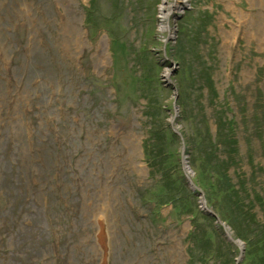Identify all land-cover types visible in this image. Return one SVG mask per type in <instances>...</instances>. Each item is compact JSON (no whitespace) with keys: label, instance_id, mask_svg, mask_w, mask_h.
I'll return each mask as SVG.
<instances>
[{"label":"rangeland","instance_id":"1","mask_svg":"<svg viewBox=\"0 0 264 264\" xmlns=\"http://www.w3.org/2000/svg\"><path fill=\"white\" fill-rule=\"evenodd\" d=\"M206 153L231 157L239 195ZM103 249L106 264H264V0H0V264Z\"/></svg>","mask_w":264,"mask_h":264},{"label":"trees","instance_id":"2","mask_svg":"<svg viewBox=\"0 0 264 264\" xmlns=\"http://www.w3.org/2000/svg\"><path fill=\"white\" fill-rule=\"evenodd\" d=\"M219 132V131H218ZM216 135H214V137L212 138L211 137V134H209V138H210V141L212 142V143H215L214 145L216 146L218 143H220L223 139H227V141H226V147H227V150H226V152H229V151H231V152H229L230 154H233V153H236V151H237V144H236V138L234 137V134L232 133V132H222L221 130H220V132L219 133H215ZM212 139L214 140V141H212ZM217 148H218V146H217ZM229 153H227V156H229ZM211 154H213L212 152H211ZM226 156V155H225ZM202 158L204 159V161H205V167L207 168V170H208V172L210 173V174H214L215 176H218V179H220V180H222V182L223 181H225L226 180V182H228L230 185V187H228V188H230L231 190H233V192H230L232 195H239V194H237V191L236 190H234V189H236V188H234V185H232V184H234V183H232L230 180H231V178L230 179H228V177L230 176V173H229V163H228V161H230V159H231V157L229 156V157H225L224 159L225 160H219L217 163H216V165H213V164H210L208 161H207V159L209 158V156H207V153L206 154H204L203 156H202ZM213 166H215V167H213ZM232 166V165H231ZM237 175H239V174H236V176ZM240 175L238 176V177H236V180H239L240 181ZM236 187V186H235ZM237 188H239V189H243V185L241 186L240 185V183L238 184V187ZM243 191H244V194H245V196L246 197H248V195H247V189L245 190V189H243ZM230 194V195H231Z\"/></svg>","mask_w":264,"mask_h":264},{"label":"water","instance_id":"3","mask_svg":"<svg viewBox=\"0 0 264 264\" xmlns=\"http://www.w3.org/2000/svg\"><path fill=\"white\" fill-rule=\"evenodd\" d=\"M171 128H172V131L179 137V139H180V143H181V147H180V163H181V167H182V170H183V173H184V175H185V178L187 179V182L189 183V185L191 186V187H193V188H195V189H197V191H198V193L200 194V195H202L201 194V192L198 190V188L190 181V178H189V176H188V172H187V169H188V167H187V165H186V161H185V159H184V155H183V142H182V139H181V136H180V134H179V132H178V130H176L173 126H171ZM201 197V196H200ZM200 202H201V207L204 209V211L206 212V213H208L209 215H211L213 218H215V221H216V223L218 224V225H220L221 226V228H222V230H223V233H224V235H225V237H226V239L228 240V241H230V242H232V243H234L236 246H237V248H238V256H237V258H236V262H237V260H238V258L240 257V252H241V250H242V246H241V244L239 243V241L237 240V239H235V238H233L232 237V235L230 234V232L227 230V227H226V225L218 218V216L211 210V209H209L206 205H205V202H204V200H203V198L201 197V200H200ZM103 232H104V238H103V242L105 243L104 244V248H106L107 247V235H106V232L103 230ZM99 235H103L102 234V231L101 230H99V233H97V236L99 237ZM103 245V244H102ZM106 251L103 249L102 250V257H101V264H106Z\"/></svg>","mask_w":264,"mask_h":264},{"label":"bare ground","instance_id":"4","mask_svg":"<svg viewBox=\"0 0 264 264\" xmlns=\"http://www.w3.org/2000/svg\"><path fill=\"white\" fill-rule=\"evenodd\" d=\"M175 4H176V2H175ZM164 7H165V6H164ZM233 8H234V7H233ZM166 9H167V7L161 9L160 13H161L162 16L165 15L164 11H167ZM132 146H133V145H132ZM137 167L140 169V168H141V165L137 164Z\"/></svg>","mask_w":264,"mask_h":264}]
</instances>
